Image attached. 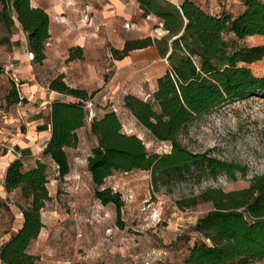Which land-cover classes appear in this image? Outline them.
Listing matches in <instances>:
<instances>
[{
	"label": "trees",
	"instance_id": "1",
	"mask_svg": "<svg viewBox=\"0 0 264 264\" xmlns=\"http://www.w3.org/2000/svg\"><path fill=\"white\" fill-rule=\"evenodd\" d=\"M143 16L153 15L165 32L158 38L146 36L125 40L122 49H111L120 60L135 49L154 45L168 68L156 78L149 99L125 94L123 108L150 135L169 143V151L150 153L136 134L122 130L116 110L94 116L89 133L96 144L86 158L87 171L94 185L93 195L102 204H114L119 213L120 193L104 187L113 172L147 170L152 180L183 177L230 180L245 175L246 168L221 160L207 152H193L181 141V134L196 119L220 106L252 96L264 97V75H255L249 64L264 57V43L247 45L249 36H264V0H240L236 13L221 10L211 13L194 0H135ZM0 17L10 28L18 25L26 34L32 65H42L45 43L49 37L50 17L30 0H0ZM82 58L80 47L70 48L68 61ZM13 82L7 100L18 102ZM47 87L70 99L50 103V135L42 155L56 166L63 179L70 170L67 148L76 147L77 130L86 124L84 102L94 92L72 87L62 73ZM47 163L40 159L25 166L20 158L9 162L3 177L7 193L18 190L23 204H18L22 222L18 229L0 244V264H35L36 256L28 252L29 244L43 227L41 209L50 200L47 188ZM197 200L212 207L194 225L199 239L187 249L181 264H254L264 258V173L253 175L247 187L225 191L207 187L196 198L179 200L180 207H190Z\"/></svg>",
	"mask_w": 264,
	"mask_h": 264
},
{
	"label": "rangeland",
	"instance_id": "2",
	"mask_svg": "<svg viewBox=\"0 0 264 264\" xmlns=\"http://www.w3.org/2000/svg\"><path fill=\"white\" fill-rule=\"evenodd\" d=\"M104 1L44 0L52 31L63 20L64 28L73 32L94 31L88 37L94 42L82 62L68 64L63 48L46 63L33 65L35 79L47 86L63 71L68 77L65 82L70 85L76 64L82 67L84 63L86 72L79 85L94 92L87 100H92L95 116L116 110L122 130L139 136L148 152H168L169 143L154 139L122 105V98L128 93L149 99L152 84L155 86L156 78L168 68L167 60L154 53V45L130 51L127 61L120 65L122 61L117 62L111 53L112 48L122 49L125 40L158 38L165 32L155 16H143L135 0H121L118 5ZM55 3H61L62 10L55 9ZM231 8L236 13L240 4L234 1ZM16 30L0 17V153L8 149L12 138L27 131L30 114L27 105L20 102L21 87H17V103L6 99L13 84L10 64H14ZM241 43L262 44L264 36H249ZM147 54L149 58H145ZM248 66L255 75H264V57ZM103 84L110 88L103 90ZM103 93L106 99L102 98ZM89 123L86 119L85 126L77 130L76 147L66 149L70 170L63 179L58 178L54 163L44 159L51 198L41 209L43 227L28 247V252L37 258L35 264H181L188 247L199 239L194 230L196 220L212 204L197 200L190 207H180L178 201L196 198L207 187L241 189L249 185L253 175L264 173V97L235 100L194 120L180 138L193 152H207L244 166L245 175L238 173L237 179L230 180L223 174L210 179L188 173L155 183L147 170L116 171L103 186L120 193L123 204L117 213L114 204L104 205L93 195L86 158L96 139L89 133ZM23 203L18 190L7 193L0 189V244L20 227L22 214L18 204ZM254 264H264V258Z\"/></svg>",
	"mask_w": 264,
	"mask_h": 264
},
{
	"label": "crops",
	"instance_id": "3",
	"mask_svg": "<svg viewBox=\"0 0 264 264\" xmlns=\"http://www.w3.org/2000/svg\"><path fill=\"white\" fill-rule=\"evenodd\" d=\"M172 2H176L175 0H171ZM199 5H201L204 9L211 13H217L221 10H228L232 12L231 5L234 1L240 4V0H194ZM106 4H122L121 0H105ZM30 3L34 7H42L44 8V0H30ZM239 7V6H238ZM55 9L62 10L61 3L54 4ZM45 9V8H44ZM50 17V16H49ZM64 17H61L63 19ZM59 27L56 30H51V18L49 25V37L45 43V52L46 58L44 63L49 61V58L53 53H57L61 51L63 48L65 49L64 59H67L69 55L70 48L80 47L82 50V58L74 59L68 61L70 64L73 61L82 62L85 60L87 52L91 49V43L94 42V31L92 30H78L72 31L70 29L64 28L63 20H60ZM16 32L13 36V58L14 64L13 69L17 73L19 77L18 87H21L23 96L20 100L21 103H25L27 105V109L30 112L27 120V131L25 133H21L20 136H16L12 138V143L7 145L8 149L0 153V189L3 188V177L5 173V169L9 162L16 158H20L25 166H33L37 159L44 161V159H49L46 156L42 155L43 148L49 138L50 135V124H49V112H50V103L54 99H64L62 98L64 95L50 90L47 86L40 85L37 83L35 79V73L33 72V65L31 63L32 54L29 52L27 48L26 42V34L25 32L16 25ZM94 48V46H93ZM157 56H159L156 48L154 50ZM127 56L124 58L117 60L120 63H123L126 60ZM145 58H149V54ZM76 69L74 70V80L71 81L72 87H80L79 85L84 79V74L86 72V68L79 63L76 64ZM93 67V66H92ZM63 73V71H61ZM64 74V80L67 82L68 77L66 73ZM160 76V75H159ZM103 90H106L108 87L107 84H103ZM154 83L151 86L150 92L154 90ZM107 95L103 93L102 98L106 99ZM143 98V97H141ZM144 99V98H143ZM50 160V159H49Z\"/></svg>",
	"mask_w": 264,
	"mask_h": 264
},
{
	"label": "built area",
	"instance_id": "4",
	"mask_svg": "<svg viewBox=\"0 0 264 264\" xmlns=\"http://www.w3.org/2000/svg\"><path fill=\"white\" fill-rule=\"evenodd\" d=\"M10 69L12 70V76H11L12 80L18 86L19 77H18L17 73L13 69V64H10ZM21 99H22V97L20 96V100ZM84 110H85V113H86V119L87 120H91L95 116V113H94V110H93V102H92V100H86L84 102Z\"/></svg>",
	"mask_w": 264,
	"mask_h": 264
}]
</instances>
